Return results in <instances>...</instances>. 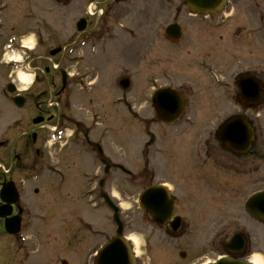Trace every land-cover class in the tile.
<instances>
[{"label":"rangeland","instance_id":"374dc122","mask_svg":"<svg viewBox=\"0 0 264 264\" xmlns=\"http://www.w3.org/2000/svg\"><path fill=\"white\" fill-rule=\"evenodd\" d=\"M87 10L94 12L93 33L103 31L108 21V30L103 35L110 41L103 47L99 46L100 37L93 41L78 39L75 25ZM174 21L186 29L184 37L187 35V38L181 43L165 40L164 30ZM13 37L16 38L14 52L21 59L6 67L0 64V141L7 140L3 141L7 147L0 150L1 162H11L14 146L15 168L28 170L24 172H28L30 178L44 176L41 181L48 180L53 185L59 180L52 172L69 169L72 173L69 172L67 181L71 187H76L86 181L87 173L95 175L96 162L78 153V143L68 135L61 138L54 132L48 137L44 132L48 144L39 149L44 159L34 166L39 160L35 151L37 145H25L18 124L11 125L18 130L10 128L12 120L18 119L24 109H16L5 97L8 83L21 87L16 73L27 66L32 57L49 56L52 49L63 47L54 65L61 64L72 73L71 59L77 56L79 49L77 71L87 74L83 75L84 85L81 82L71 85L67 98L60 97L57 101L61 108L69 107L66 110L69 116L70 111L76 110L77 117L84 118L91 107L105 112L110 131L104 144L110 163L133 172L138 171L139 166L142 169L140 150L149 136L143 130V124L147 123L151 131L159 128L161 133V152L148 148L152 161H158L156 180L167 181L178 188L193 186L199 181L200 185L212 188V192L206 194V205L199 208L207 216L202 233L199 225L192 224L188 228L189 236L181 237L179 233L180 238L172 239L152 227L138 206L140 182L146 180L130 177L117 167L108 173V190L117 192L112 198L119 203L125 235L137 237L134 245L138 264H204L223 254L208 247L209 241L218 238L227 242L233 234L245 233L246 229L256 226L245 213L244 202L252 192L264 188V92L257 104L244 109L238 98L236 102L230 95V89L240 74L252 75L264 83V0H228L222 13L200 18L190 17L179 0H0V61L7 52L5 45ZM18 40L31 46L24 44L28 49L20 48ZM74 46L77 49L72 50ZM96 47L95 54L90 55ZM213 72L219 77H214ZM122 78L131 79L128 91L120 88ZM42 86V83L34 85L31 91ZM162 86L181 88L187 98L189 107L178 127H165L153 120L150 94ZM124 105L133 109L131 118ZM237 115L253 124L256 139L252 149L238 158L236 166L229 161L232 153L222 149L217 132L224 121ZM213 157L217 160L215 167L207 160ZM192 165L198 170L190 171ZM152 167L151 164L147 167L148 177ZM45 184L49 185L32 179L24 187L25 197L32 206L29 218L34 223L33 232L38 229L46 233L50 228L42 225L57 224L45 225L44 219L38 222L42 212L48 211L37 205L33 191L41 190ZM81 207L77 210L79 214L89 218L95 226L110 227L112 232L115 224L111 212L103 216L101 210L90 213L87 207ZM65 218H70L69 212ZM106 219H109L108 225ZM182 251L186 253L185 258L179 256ZM159 253L162 256L154 255Z\"/></svg>","mask_w":264,"mask_h":264},{"label":"flooded vegetation","instance_id":"af4514ba","mask_svg":"<svg viewBox=\"0 0 264 264\" xmlns=\"http://www.w3.org/2000/svg\"><path fill=\"white\" fill-rule=\"evenodd\" d=\"M115 1L120 2L121 0ZM178 12H180L179 9ZM188 15L193 18H200V16ZM93 16L94 12L87 10V14L80 17L85 21L83 23V31H76L78 39L85 38L93 41L100 37L101 45L99 46L103 47L110 41L109 38H105L103 35V33L108 30L106 27L108 21L105 22L103 31L100 29L93 33V31H91L94 23ZM97 24L98 21L96 22V25ZM182 28L183 33L186 34V29L183 26ZM186 38L187 35H185L184 39ZM186 44L188 43L186 42ZM57 49H61V47H57ZM75 49H77L76 46H74V50ZM62 52L61 49L58 54L61 55ZM76 52L77 56L72 57L70 63V68H74L72 73H70L67 68L60 66L61 64L58 67L54 65L55 61H59V59H56L57 54L55 56H47L44 54L42 56L32 57L29 68L33 73V85L28 90L24 91V93H21L25 97V105L27 108H25V106L20 108L24 110L16 123L19 125L18 129H20L19 132L21 133L20 135L23 136L25 145L27 147H29V145H37L36 155L39 160L34 162V166L38 164L37 161L44 159L43 153L40 154L41 151L39 149L44 147L46 134L48 136L49 133L48 125H51L54 129L50 128V131L55 130V132H60L59 137L61 138L68 135L78 143L79 154H84L90 157L92 161L96 162L97 169L95 175L87 173L85 176L86 181H84V183L82 182L81 186L76 187H71L69 181H67L70 172L69 169H56L53 171V176L57 177L59 180L58 183H53V185L50 184L51 181H41L44 176L41 178L39 182H47L49 185H43L41 190L38 188L34 189L33 194L38 199L37 205L42 206L41 208L44 210L46 209L48 213L43 211L41 214L43 217L41 216L38 222L43 219L45 225H51L57 222L54 226L42 225V227H49L50 229L46 233H41L42 230L38 229L33 232L35 227L29 218V209L32 206L29 205V201L25 197L24 190L20 185L25 182L24 178L28 175V172L24 171L28 170H20V168H17L18 174L21 175V179H19L17 183L15 182V184L18 191H20L21 197L16 203L8 205L2 210L7 214L5 217H0V264H95L97 253L111 240L116 233L117 227L114 225V229L111 232L108 226H95L89 218L83 217L77 210L82 209L81 206L84 205L89 209L90 213L99 210H101L103 216L109 213L102 196L103 193H107L110 197L113 196L110 189L108 190V173L117 167L130 177L134 176L136 179L144 178L146 182H140V185H142L141 192L152 186L166 185L163 181L159 182L156 180L159 172L157 168L158 161H152V157H149V154H147L149 147L155 148L156 153L161 152V147L159 146L161 133L159 128L157 130L155 128L151 131L152 127L150 124H143V130H145L146 135L149 136L144 142L145 146L140 153L143 161L142 169L139 166V170L134 171V173L131 170L125 169L122 165L110 163V159L106 155L104 142L108 138L110 128L107 124L108 117L105 112L99 110L97 107H91L90 110L88 109L87 111V116L83 118L77 117L76 110L70 111L71 115L69 116L66 111L69 107L61 108L57 99L60 97L67 98L70 86L78 84V76L81 75L77 71V65L79 64L77 57L80 56L79 49ZM62 70L66 71L64 79ZM39 83H42V88L33 89V91H31L32 87ZM177 90L184 96L181 88ZM230 95L237 102L238 87L236 82L231 86ZM48 101L49 103H47ZM152 112L154 114L153 120L168 127L166 123L157 116V113H155L153 109ZM133 113L134 112L130 111L127 116L131 118ZM35 118L40 121L38 124L33 123ZM123 124L122 122V125ZM44 132L46 134H44ZM68 132H70V135ZM117 133L118 131L115 134ZM16 142L18 141L16 140ZM18 143L24 147L21 142ZM2 146H5V144L0 141V147ZM27 147L26 150H28ZM13 150L14 146L11 153H13ZM23 150H25V147ZM246 153L232 154V157L229 158L230 163L237 166L238 158L242 157V155L245 156ZM16 160L17 158L12 160V169L9 171L8 175L4 177L0 176V183H2L1 181L4 179H13ZM175 160L171 159L172 162ZM207 160L212 162L211 166H216L217 160L215 157ZM179 161L181 160H176V162ZM150 164L153 167L150 169L151 175L148 177L147 173L149 170L147 167H149ZM211 166H209V168ZM204 167L205 165H203V168ZM106 168H108V171H106ZM70 173H72V171ZM211 177L215 176L211 174ZM199 183V181L194 182L195 185L189 187L180 186L181 188H178L172 185L168 187V200L170 202L169 212L167 218L161 225H157L151 217L142 210V212L146 214L147 221L151 226L163 231L164 234L172 239H176V237L180 238V234L181 237H184L185 234L189 236L188 228H190L192 224L199 225V231L202 233L207 216H205L199 208L206 205V194L211 193L212 188L200 185ZM47 189H51L50 192H47ZM253 193L254 192L251 194ZM74 200H79L78 204H75ZM1 204L2 203H0V205ZM115 205H119V203H115ZM138 206H140L139 202ZM68 212L70 213V218H65ZM66 213L67 215L64 216ZM250 218L256 226L246 229L244 231L245 233L239 232L244 237V244L240 250H228L226 242L218 238L216 241H209L208 247H212L214 252H223L222 255H228L236 260H246L250 264L249 257L253 253H259L264 256V222L259 219H254L251 216ZM106 220L108 225L109 219ZM6 222L10 225L13 224L18 226L19 231L7 233L5 230ZM200 226H202V229ZM213 238L214 237H212V239ZM154 255L162 256L161 253ZM136 264H138V261H136Z\"/></svg>","mask_w":264,"mask_h":264},{"label":"water","instance_id":"95a60500","mask_svg":"<svg viewBox=\"0 0 264 264\" xmlns=\"http://www.w3.org/2000/svg\"><path fill=\"white\" fill-rule=\"evenodd\" d=\"M191 11L197 13H212L222 9L227 0H181ZM79 30L83 29V23L80 22ZM165 34L170 38L178 40L181 37V30L177 25L167 27ZM54 50L51 54H55ZM121 87L127 90L130 86L129 80L121 81ZM12 87V88H11ZM239 102L244 108H249L257 104L262 96L263 86L251 76L243 77L238 80ZM8 90L12 92L13 86ZM21 104V103H19ZM152 106L155 108L160 119L172 122L179 118L184 109V102L181 96L174 90L166 88L158 90L152 98ZM218 138L224 147L234 152L246 150L254 139V130L250 123L242 117L229 119L219 130ZM5 187L2 192V198L6 194ZM108 205L115 211L114 217L118 224L117 235L112 241L107 243L99 253L96 264H134V259L127 243L120 237L122 224L119 221L118 209L112 206V203L105 195ZM141 206L152 216V218L161 223L167 216L169 201L166 193L158 188L147 190L140 198ZM3 210V209H2ZM0 210V216H6V212ZM246 211L254 218L264 222V191L254 194L246 203ZM12 232V231H11ZM235 244L240 247L243 244L241 236H234L227 247L232 249ZM183 256V255H182ZM211 264H248L244 261H236L229 257H223Z\"/></svg>","mask_w":264,"mask_h":264},{"label":"clouds","instance_id":"9594fccd","mask_svg":"<svg viewBox=\"0 0 264 264\" xmlns=\"http://www.w3.org/2000/svg\"><path fill=\"white\" fill-rule=\"evenodd\" d=\"M33 39H34V35H33ZM26 46H31V45H26ZM7 59H14V60H20L21 56L20 55H15V56H8ZM33 77L29 76V77H25L23 75V73H21V79H25V80H30ZM70 135V133H68ZM54 141H50L49 143H53ZM114 196L117 195V192L115 190H113L112 193ZM127 239L129 240H133L134 242L137 240L136 235H129L127 237ZM249 260L251 262V264H264V256H262L259 253H253L250 257Z\"/></svg>","mask_w":264,"mask_h":264},{"label":"bare ground","instance_id":"6f19581e","mask_svg":"<svg viewBox=\"0 0 264 264\" xmlns=\"http://www.w3.org/2000/svg\"><path fill=\"white\" fill-rule=\"evenodd\" d=\"M31 49H32V47H30ZM12 61H19V60H14V59H11ZM21 73H23V75L25 76V77H29V76H31V74H30V72L27 70V68H24V69H22V70H19L17 73H16V79H17V81L19 82V84H20V88H21V90H24V89H26L31 83H32V79H30V80H25V79H21ZM32 77V76H31ZM133 241V240H132ZM134 242V241H133ZM136 242V241H135ZM134 242V243H135ZM208 262V261H207Z\"/></svg>","mask_w":264,"mask_h":264}]
</instances>
